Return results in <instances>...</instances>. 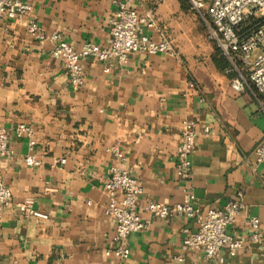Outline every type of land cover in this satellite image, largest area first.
I'll list each match as a JSON object with an SVG mask.
<instances>
[{"label":"crops","instance_id":"crops-1","mask_svg":"<svg viewBox=\"0 0 264 264\" xmlns=\"http://www.w3.org/2000/svg\"><path fill=\"white\" fill-rule=\"evenodd\" d=\"M30 1L46 32L60 31L77 47L87 40L107 43L117 8L112 0ZM131 6L154 22H144L143 33L169 40L174 53L137 51L125 62L89 56L79 87L52 55V42L30 33L26 19L0 21V123L11 131L13 149L0 157V177L13 192L0 212V264H264V162L255 155L264 114L257 100L249 89L232 86L226 58L187 0H131ZM187 118L198 122L200 134L192 174L182 178L177 149ZM20 122L34 128L39 164L25 162L29 139L14 130ZM112 145L121 148L123 161ZM116 164L142 186L141 205L149 198L174 205L190 193L204 216L243 192L230 231L244 247L236 256L223 248L224 261L210 259L182 246L199 218H160L141 209L148 225L129 235L130 256L106 255L115 219L104 185ZM28 195L49 218L17 208ZM252 215L261 221L258 242L250 240Z\"/></svg>","mask_w":264,"mask_h":264},{"label":"built area","instance_id":"built-area-1","mask_svg":"<svg viewBox=\"0 0 264 264\" xmlns=\"http://www.w3.org/2000/svg\"><path fill=\"white\" fill-rule=\"evenodd\" d=\"M117 8L110 18V35L107 43L100 45L87 40L80 46L66 41L60 31L46 32L33 14L30 0H0V21L26 19L27 30L37 38L52 42L51 53L64 61L71 82L79 87L84 83L85 67L83 60L95 56L102 61L117 58L120 62L128 60L132 52L148 53L171 52L174 47L167 39L154 40L143 33L142 24L153 26L149 15H141L131 6V0H112ZM190 8L200 16L208 28L209 37L215 42L220 53L228 62L227 71L233 73L232 86L237 90L249 89L264 114V16L249 32L240 31V25L250 16L257 17V11L264 9V0H187ZM264 15V13H263ZM260 50V51H259ZM18 137L29 139L30 152L25 156L29 165L40 163L32 153L36 145L35 131L31 124L18 123L15 128ZM11 131L0 123V157L9 156L13 149L10 145ZM200 134L199 124L195 119L187 118L181 126V141L177 149V174L188 178L192 174L193 155L197 150ZM117 160L123 161L125 154L118 145L110 147ZM256 161L264 162V139L256 148ZM65 158L60 161L65 162ZM111 176L104 188L110 196L107 212L115 219V235L106 255L127 258L131 254L128 237L132 232L143 231L148 222L140 213L141 209L160 218H169L183 214L189 218H199V226L183 239L184 249L202 250L208 258H218L223 248L231 256H236L244 247V240L230 231L243 207V192L239 198L229 201L222 209H209L204 216L200 208L191 203L192 195L186 194L182 203L168 205L152 199L140 204L142 186L131 171L121 164L110 169ZM12 188L0 177V212L12 202ZM18 209L38 218H49V214L35 207V197L28 195L15 203ZM251 226L250 240H261V221L258 216L249 218ZM182 259V258H181Z\"/></svg>","mask_w":264,"mask_h":264},{"label":"trees","instance_id":"trees-1","mask_svg":"<svg viewBox=\"0 0 264 264\" xmlns=\"http://www.w3.org/2000/svg\"><path fill=\"white\" fill-rule=\"evenodd\" d=\"M262 18H258L254 15L247 18L241 25L240 31L246 33L253 29L258 23L262 22Z\"/></svg>","mask_w":264,"mask_h":264},{"label":"rangeland","instance_id":"rangeland-1","mask_svg":"<svg viewBox=\"0 0 264 264\" xmlns=\"http://www.w3.org/2000/svg\"><path fill=\"white\" fill-rule=\"evenodd\" d=\"M263 13H264V9H262V10H258V11H257V17H258V18H262V17L264 16Z\"/></svg>","mask_w":264,"mask_h":264}]
</instances>
